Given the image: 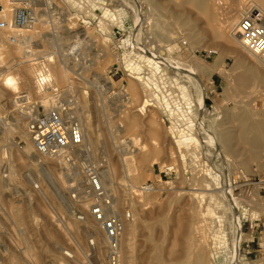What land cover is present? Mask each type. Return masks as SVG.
<instances>
[{
	"label": "rangeland",
	"instance_id": "rangeland-1",
	"mask_svg": "<svg viewBox=\"0 0 264 264\" xmlns=\"http://www.w3.org/2000/svg\"><path fill=\"white\" fill-rule=\"evenodd\" d=\"M50 1L16 41L0 32V264H106L80 168L38 153L18 106L20 93L57 99L37 83L43 69L131 213L120 264H264V144L242 139L264 92H241L264 85V65L215 24L226 5L261 1ZM236 71L253 74L241 90Z\"/></svg>",
	"mask_w": 264,
	"mask_h": 264
},
{
	"label": "built area",
	"instance_id": "built-area-1",
	"mask_svg": "<svg viewBox=\"0 0 264 264\" xmlns=\"http://www.w3.org/2000/svg\"><path fill=\"white\" fill-rule=\"evenodd\" d=\"M41 8L50 12L51 1L0 0V32L10 33L11 40L16 41L13 32L35 28L40 20ZM235 34L243 47L264 65V9L254 4L247 6L237 23ZM37 83L43 95H52L57 99L48 104L31 99L26 93L18 95V106L26 119L27 131L38 153L53 156L69 167L80 168L81 193L89 197V211L100 223L107 239L106 264H120L126 221L131 213L121 214L115 208L114 196L105 187L102 169L107 167L108 161L105 157H101L99 163L95 161L82 121L75 113L58 104L59 95H65L68 90L53 87L46 69L39 71ZM151 186L145 185L143 189L150 190ZM90 243L95 244L92 239Z\"/></svg>",
	"mask_w": 264,
	"mask_h": 264
},
{
	"label": "bare ground",
	"instance_id": "bare-ground-1",
	"mask_svg": "<svg viewBox=\"0 0 264 264\" xmlns=\"http://www.w3.org/2000/svg\"><path fill=\"white\" fill-rule=\"evenodd\" d=\"M172 1V0H171ZM175 1V0H174ZM215 1V3L218 5V4H220L221 3V1H223V0H214ZM261 2L263 1L264 2V0H260ZM173 2V1H172ZM254 3H252V1L251 2H249V3H247V5L245 6V4H244V7L243 8H241V7H231L229 4L228 5H226L225 7H223L222 8V10H221V13H220V17L218 18V20H217V22L215 23L216 24V26H217V34H219V35H223V34H225V35H227V36H229V41H231L232 43H233V45L235 44V45H242L241 44V42H240V39H239V37H238V35H236L235 34V29H236V26H237V23H238V21H239V19L241 18V16H242V14L244 13V11H245V9L247 8V6H249L250 4H254V5H256V6H258V7H260V8H262V6H264L263 4H261L260 5V3L258 2H255V1H253ZM262 2V3H263ZM167 3H171L170 1L169 2H166L165 3V7L167 6ZM178 3H179V1H178ZM234 3V2H233ZM41 3H37V5H40ZM162 5V4H161ZM170 5V4H169ZM163 6V5H162ZM164 7V6H163ZM169 8H170V6L168 7L167 6V8H165V10L167 9V10H169ZM233 8V9H232ZM162 9V8H161ZM160 9V10H161ZM263 9V8H262ZM164 10V11H165ZM166 10V11H167ZM242 10V11H241ZM162 11V10H161ZM161 11H160V14L162 15V13H161ZM163 12V11H162ZM241 12V13H240ZM164 13V12H163ZM167 14H168V16H170V18L172 17V15L174 14L173 12H172V10L170 11H168V12H166ZM164 15H165V13L163 14V17H164ZM239 15H240V17H239ZM166 16V15H165ZM162 17V16H161ZM165 18V17H164ZM167 18V17H166ZM170 18H169V21H170ZM175 20H176V18H174ZM211 19H213V17H211ZM168 20V19H167ZM173 23V22H172ZM216 29V28H215ZM227 32H228V34H227ZM222 37V36H221ZM166 46V45H165ZM161 47V46H160ZM167 47V46H166ZM166 47H161V53L163 52V51H165V50H167L166 49ZM188 47V46H187ZM242 47H243V45H242ZM245 49V48H244ZM167 53V52H166ZM251 54V53H250ZM49 56V55H48ZM48 56H46V58L48 57ZM166 56V55H165ZM50 57V56H49ZM256 57V56H255ZM260 61V60H259ZM160 62H162V61H160ZM262 63V62H261ZM170 64V63H169ZM191 64V63H190ZM174 65V64H173ZM192 65V64H191ZM184 66V65H183ZM187 66V65H186ZM187 69V68H186ZM191 69V68H190ZM57 71H58V69H56ZM60 72V71H59ZM188 73H190V72H188ZM252 73L250 74V73H244V72H238V71H236V72H234V73H232L231 74V79L229 80V83L228 84H230V81L231 80H233L234 81V83L236 82V83H238L237 85L239 86L238 88L240 89L241 88V86H242V82H245V81H247L248 79H249V81L251 80V78H252ZM188 76V75H187ZM229 78H230V76H229ZM228 82V81H227ZM5 83L6 84H8V85H10V86H12V87H14L15 89H17L18 88V81H17V78L15 77V76H13V75H8V76H6L5 77ZM247 83V82H246ZM234 85H236V84H234ZM241 85V86H240ZM251 87V88H250ZM244 88V87H243ZM242 88V89H243ZM246 88H248V89H246ZM245 89H244V91L243 90H241V92H244V93H246V95H261V93H263L264 92V85H262L261 83L260 84H256V85H251L250 83H248V85H247V87H246ZM252 90H254V92L252 91ZM240 93V92H239ZM262 96V95H261ZM263 98H264V94H263ZM260 99H258V101H259ZM261 100H262V97H261ZM247 104V103H246ZM253 108V107H252ZM255 108V107H254ZM257 108V107H256ZM255 108V109H256ZM262 111H264V109H261ZM257 111V110H256ZM255 111V112H256ZM254 112V111H253ZM258 112V111H257ZM254 113L253 114V116L255 115L256 116V120H257V123L259 124V126L260 127H256L255 128V130L253 131L251 128H246V129H243V131H242V139L246 142V144H249L251 147H253V149H256V148H259L261 145H263L264 144V113L262 114V113ZM259 112H260V110H259ZM248 115V114H247ZM250 116H251V114H250ZM254 118V117H253ZM254 120V119H253ZM256 122V121H255ZM249 125V124H248ZM258 126V125H257ZM85 136H86V133H85ZM228 138V137H227ZM230 138V137H229ZM86 139H87V137H86ZM227 141H229V140H227ZM226 142V141H225ZM230 143V142H229ZM257 150V149H256ZM250 151V150H249ZM53 157V156H52ZM237 159V158H236ZM40 162H41V160H40ZM39 167V166H38ZM41 169L49 176V173H47V171H46V167H44V164H42L41 165ZM74 169V168H73ZM50 171V170H49ZM105 172V171H104ZM76 173H78V172H76ZM106 173V172H105ZM74 174V173H73ZM70 175V174H69ZM104 175H107L108 176V174H104ZM50 179H51V177H50ZM72 179V178H71ZM104 182V181H103ZM58 192H60V191H58ZM61 196V195H60ZM63 197V196H62ZM61 197V198H62ZM69 229V228H68ZM238 233H240V231H238ZM93 240V242L95 243V241H94V239H92ZM106 245H107V242H106ZM85 252V251H84Z\"/></svg>",
	"mask_w": 264,
	"mask_h": 264
},
{
	"label": "crops",
	"instance_id": "crops-1",
	"mask_svg": "<svg viewBox=\"0 0 264 264\" xmlns=\"http://www.w3.org/2000/svg\"><path fill=\"white\" fill-rule=\"evenodd\" d=\"M257 264H260V263H257Z\"/></svg>",
	"mask_w": 264,
	"mask_h": 264
}]
</instances>
